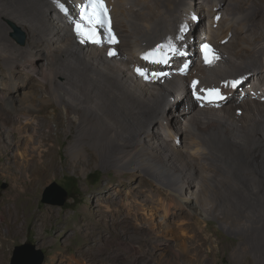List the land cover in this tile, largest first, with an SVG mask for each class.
Segmentation results:
<instances>
[{"label":"bare ground","instance_id":"bare-ground-1","mask_svg":"<svg viewBox=\"0 0 264 264\" xmlns=\"http://www.w3.org/2000/svg\"><path fill=\"white\" fill-rule=\"evenodd\" d=\"M80 1L84 0H61L69 9L66 15L54 0H0V99L24 93L16 118L10 116L19 124L9 130L14 136L18 131L31 134L23 144L33 152L9 198L21 197L25 187L38 186L37 176L45 167L57 166L64 129L68 166L102 165L114 167L117 175L131 173L129 182L108 183L102 198L112 202L122 198L132 213L144 209L149 200L136 192L133 181L138 178L140 187L149 186V175L170 187L171 199L162 198V218L173 219L177 213L187 214L191 202L183 191L195 181L196 192L189 195L204 209L210 206L205 215L240 234L239 247L246 258L264 264V0H108L120 44L124 41L126 47L120 50L127 57L122 61L108 59L96 46H86L93 52H85L73 36L68 37L67 24L75 15L72 7ZM205 15L209 22L203 26ZM7 21L26 31L25 44L10 36ZM201 27V42L211 40L224 54L231 53L226 50L231 42L237 43L236 57L228 55L210 69L199 66L190 42ZM169 41L178 51L167 54V63L143 59L145 52ZM136 61L178 73L159 88L144 86L124 68ZM234 80L241 83L236 87L225 83ZM193 81L199 82L195 88ZM32 84L37 88L31 90ZM207 89H218L224 98L210 101ZM147 93L158 104L151 97L144 99ZM190 99L195 108L186 109L183 104ZM173 106L176 111L168 112ZM241 106L244 110L237 118L235 111ZM181 147L190 153V165ZM138 170L144 175L137 176ZM22 213L17 199L13 207L0 211L3 224L14 216L8 233L0 224L3 258L11 232L22 227L18 223ZM210 240L211 236L205 241ZM153 243L159 251L169 244L155 239ZM84 260V253H74L53 257L48 264H85Z\"/></svg>","mask_w":264,"mask_h":264},{"label":"rangeland","instance_id":"rangeland-1","mask_svg":"<svg viewBox=\"0 0 264 264\" xmlns=\"http://www.w3.org/2000/svg\"><path fill=\"white\" fill-rule=\"evenodd\" d=\"M76 7V5L72 7L74 14ZM7 22L11 27L10 36L18 44H25L26 31L19 25ZM208 22V15H205L202 18L203 26ZM18 31L23 34L24 42H20L16 37L15 34ZM198 32L196 38H193L194 42H190L193 45L191 49L195 53L198 52V44L202 40L200 36L203 32L202 27ZM229 39L232 38L229 37ZM123 43L119 45L121 51L126 49ZM228 46L226 50L231 53L227 52L226 55H234L233 51L236 50L237 43L231 42ZM90 48L84 47L83 50L88 53L93 52ZM98 52L101 53V51ZM130 64H124L126 73L132 71ZM199 66L196 62V67L199 68ZM3 69L5 71V67ZM251 74L253 77L256 75L255 72ZM188 77L186 76V83L190 80ZM163 83L165 84L166 81ZM32 85L31 90L37 88L35 84ZM23 95L21 91L12 94L10 99H0V211H5L10 205L13 207L15 199L19 201L20 208L23 209L22 216L18 220L22 227L18 233L11 232V242L5 248L7 256L4 258L0 256V264H10L15 246L24 242H33L43 248L46 253L43 264H48L53 257L62 258L63 255L70 257L74 253H84L85 264H255L254 261L246 258V254L239 247L238 235L240 234L228 231L214 216L207 217L205 214L210 210L209 204L208 209H204L194 197L192 198V195H189L196 192L194 187L197 186V182L195 181H190L183 191L184 196H187L186 198L191 202L186 209L187 214L177 213L176 218L173 219L162 218V198L171 199L168 193V190H171L170 187L159 184L149 175H146L151 180H149V186L140 187L138 178L136 182L133 181L136 192L145 195L149 200L144 209L138 208L135 213H132L127 205L121 202L122 198L119 202L102 198L108 183L114 182L117 185L121 182H129L131 173L117 175L114 167L108 168L102 165L68 166L69 154L66 151L68 139L64 129L60 130L62 140L56 156L57 166H46L44 173L41 172L37 176L38 186L25 187L21 197L10 199L9 196L13 195L14 186L22 175L24 164L33 157V152L26 150L23 144L24 138L28 137L29 133L18 131L14 136L9 130L11 127L16 128L19 124L10 119V116L16 118V110L20 111L23 104L21 100ZM145 95L147 96H144V99L151 97L150 100L158 104L149 93ZM237 106L239 105L233 108ZM167 109L168 112L176 111L174 106L172 109ZM237 109L244 110L243 106ZM52 110L53 107L50 108V111ZM56 124L57 122L52 121L51 126L56 127ZM66 125L67 121L64 122L63 127ZM181 128V135H185L184 126L181 125ZM185 145L190 144L186 142ZM174 149L178 150L176 147ZM179 149L185 153L183 159L190 165V153L186 152V148ZM204 167L206 169L207 165ZM136 174L139 177L144 175L139 170ZM54 182L70 190L69 198L64 205L43 201L45 189ZM149 190H154L156 194L151 196L148 194ZM181 216L187 220L181 222ZM10 219L7 224L0 221L1 231L5 234L9 232L7 226L12 225L14 216ZM93 224L94 226L91 227ZM210 236L211 240L206 242V238ZM154 239L155 242L166 240L169 244L159 251L154 246Z\"/></svg>","mask_w":264,"mask_h":264},{"label":"snow or ice","instance_id":"snow-or-ice-1","mask_svg":"<svg viewBox=\"0 0 264 264\" xmlns=\"http://www.w3.org/2000/svg\"><path fill=\"white\" fill-rule=\"evenodd\" d=\"M57 7L64 12L66 15L69 13V9L65 6L61 0H54ZM195 19V17H193ZM75 31L78 36L85 37L88 40L92 41L96 44L103 43V40L100 38V34L98 29L107 28L108 35H109V42L114 43L118 42L115 40V34L112 32L111 29V18L109 16L108 8L106 7L104 0H87V3L83 6V10L80 13V19L73 21ZM184 30L182 26L181 31ZM204 59L205 63L211 65L215 60H218L220 57L217 56L213 49H211L210 45L204 44ZM178 49L176 45L169 41V43L165 45H157L151 51L145 52L143 55V59L149 60L152 63H167L168 58L167 54L172 53L176 54ZM110 55H115V52H110ZM159 54V55H157ZM136 72L148 79V70L142 69L140 67L136 68ZM168 75V73H155L151 74L152 79H156L160 76ZM198 81H193L192 86L193 88L196 87ZM226 84L230 83L232 87H236L241 83L240 80H234L231 82H225ZM206 91L209 92V99H223L224 97L220 95L218 89H207ZM197 99H201L200 96H197Z\"/></svg>","mask_w":264,"mask_h":264},{"label":"water","instance_id":"water-1","mask_svg":"<svg viewBox=\"0 0 264 264\" xmlns=\"http://www.w3.org/2000/svg\"><path fill=\"white\" fill-rule=\"evenodd\" d=\"M16 37L24 42L23 34L18 31ZM69 198V192L59 183L54 182L43 193V201L57 205H64ZM46 253L43 248L33 242H24L15 246L10 264H43Z\"/></svg>","mask_w":264,"mask_h":264},{"label":"trees","instance_id":"trees-1","mask_svg":"<svg viewBox=\"0 0 264 264\" xmlns=\"http://www.w3.org/2000/svg\"><path fill=\"white\" fill-rule=\"evenodd\" d=\"M92 48V47H91ZM140 83H142L140 80H138ZM144 84V86H146V85H148V84H145V83H143ZM66 189V188H65ZM68 192L70 191L69 189H66Z\"/></svg>","mask_w":264,"mask_h":264},{"label":"clouds","instance_id":"clouds-1","mask_svg":"<svg viewBox=\"0 0 264 264\" xmlns=\"http://www.w3.org/2000/svg\"><path fill=\"white\" fill-rule=\"evenodd\" d=\"M116 27V26H115ZM118 48V50L120 51V49H119V47H117ZM137 63H139V64H141L140 62H138V61H136ZM142 65V64H141ZM144 65V64H143ZM139 80V79H138ZM142 82V81H141ZM142 83H144V82H142Z\"/></svg>","mask_w":264,"mask_h":264}]
</instances>
